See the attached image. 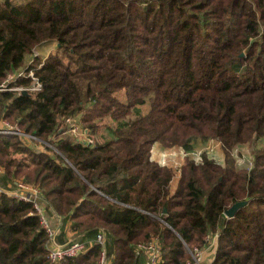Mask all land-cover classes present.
Returning <instances> with one entry per match:
<instances>
[{
	"label": "trees",
	"instance_id": "obj_1",
	"mask_svg": "<svg viewBox=\"0 0 264 264\" xmlns=\"http://www.w3.org/2000/svg\"><path fill=\"white\" fill-rule=\"evenodd\" d=\"M47 42L59 52L34 59L42 90L0 91V121L59 153L0 136V186L40 187L59 235L92 242L57 264H96L100 232L110 264H146L136 249L153 239L160 264H187L209 235V264H264V145L245 166L232 155L264 142V0H0V85ZM77 116L95 138L111 121V135L87 147L57 131ZM211 141L225 160H153L156 144L191 153ZM47 242L31 204L0 195V264H51Z\"/></svg>",
	"mask_w": 264,
	"mask_h": 264
},
{
	"label": "built area",
	"instance_id": "obj_2",
	"mask_svg": "<svg viewBox=\"0 0 264 264\" xmlns=\"http://www.w3.org/2000/svg\"><path fill=\"white\" fill-rule=\"evenodd\" d=\"M33 62L34 61H31L19 71L9 74L7 80L2 85H0V91H13L20 94L23 92H28L29 94L40 92L42 90V83L36 77L35 73L36 69H39L43 64H41L38 68H34L32 67ZM20 78L31 79V85L11 88L10 84L14 83ZM57 131L61 132L63 135L71 136L76 142L81 143L84 146H95L94 138L90 136L88 129L82 125L80 116L63 119ZM0 136H4L6 138L18 137L22 140L24 145L30 146L39 152H47L48 150H52L53 152L59 153L52 142L43 140L37 135L27 133L17 124H11L5 120L0 121ZM51 140L54 141L55 138L53 137ZM215 143L218 145V147H221L220 142L216 141ZM184 153L186 152L184 151ZM166 157L167 154H165L161 160L162 165H169L172 163L166 162ZM181 166L182 165L180 164H177V166L174 165V167L178 168L179 170L181 169ZM1 171L2 170L0 169V172ZM0 195H7L17 201L28 203L33 206L34 214L39 217L40 226L47 234L48 260L51 264H57L68 258L79 257L88 251L92 242L89 243V246L88 242L85 241L70 240L65 244L58 243L57 236L59 235L58 229L60 225V218H56L58 221V224H56V219L49 215L46 207L47 204L44 200L43 192L40 187L19 181L17 182V185L14 189H8L0 186ZM227 219L230 218L227 217ZM216 240V235H209L206 239L208 243L206 248H215ZM95 243L99 244L101 248V252L96 264H110L106 235L100 232L95 239ZM136 252L138 255L143 254L147 256L146 264H160L161 262V247L157 239H153L149 243L138 244ZM190 252L193 256L194 263L189 262L187 264H199L202 259V255L204 254L203 250L195 248Z\"/></svg>",
	"mask_w": 264,
	"mask_h": 264
},
{
	"label": "rangeland",
	"instance_id": "obj_3",
	"mask_svg": "<svg viewBox=\"0 0 264 264\" xmlns=\"http://www.w3.org/2000/svg\"><path fill=\"white\" fill-rule=\"evenodd\" d=\"M12 1L16 4H20V3H24L28 0H12ZM58 52H59L58 51V45L55 42H47L43 45H40L39 47H37L35 49L34 54L27 58L26 64H28L31 61H34L36 56H40L41 58H43L45 60L50 55H54ZM150 105H151V101L149 99H147L144 105L139 106V107H137V109L134 110V113L130 117V120H133L136 117H138L140 115H144L145 113H147L149 111ZM100 123H101V134L99 136H97L96 138L101 142L103 140V139H101V137L106 138L107 136L109 137L111 135L110 131H109V127L113 126V124L109 120H104ZM96 138H95V140H96ZM263 145H264V142H259V143L253 142V143H249V144L239 146L238 148H236L233 151L232 155L234 156L235 160L237 161L238 166H245V165L249 164L252 160V152L256 148H262ZM203 153H206L207 155L211 156L214 159L225 160L224 150L222 149V147H220V146L218 147V145L214 141H211L208 143H197L195 145V150L189 154L184 153V150L180 147L164 148L161 144L154 145V147L152 149L153 160L161 162L164 155L167 154V157L165 158L167 160L166 162H172L170 164H172L173 166L174 165L177 166V164L183 165L185 163L186 158H188V157H191V158L195 157V158L199 159L201 154H203ZM59 228H60V225H59ZM60 236H62V235L57 236L58 243L59 244H65L67 242V240L65 238H62V237L60 238ZM72 238H76L75 234H74V237H72ZM76 239H78V238H76ZM208 252L209 253L212 252L210 256H208L206 254ZM203 253L204 254L202 255V259H201L199 264L207 263L208 262L207 259L211 258L212 255H215V249L206 248L203 250ZM190 254H191V252H190ZM191 256H192V254H191ZM192 259H193V256H192ZM189 262L194 263V260L189 261Z\"/></svg>",
	"mask_w": 264,
	"mask_h": 264
},
{
	"label": "crops",
	"instance_id": "obj_4",
	"mask_svg": "<svg viewBox=\"0 0 264 264\" xmlns=\"http://www.w3.org/2000/svg\"><path fill=\"white\" fill-rule=\"evenodd\" d=\"M55 223L56 224H58V221H57V219L55 220ZM58 226V225H57ZM65 238L66 240H67V242H69L71 239H73L72 237H73V233L72 232H70L69 231V227L68 228H66V230L62 233V236H60V238ZM215 243H216V241H215ZM214 252V251H213ZM211 253L212 252H208V253H206L208 256H210L211 255ZM214 254V253H213ZM213 259H214V255H212L211 256V258H209V259H207V263L206 264H209V263H211L212 261H213Z\"/></svg>",
	"mask_w": 264,
	"mask_h": 264
},
{
	"label": "water",
	"instance_id": "obj_5",
	"mask_svg": "<svg viewBox=\"0 0 264 264\" xmlns=\"http://www.w3.org/2000/svg\"><path fill=\"white\" fill-rule=\"evenodd\" d=\"M23 95H28L29 93L28 92H23L22 93ZM246 205V202H240V203H236L232 208H230L227 212H226V216L227 217H233L236 212L242 208L243 206Z\"/></svg>",
	"mask_w": 264,
	"mask_h": 264
}]
</instances>
